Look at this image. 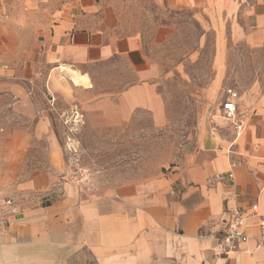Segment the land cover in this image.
Instances as JSON below:
<instances>
[{"label": "crops", "instance_id": "crops-1", "mask_svg": "<svg viewBox=\"0 0 264 264\" xmlns=\"http://www.w3.org/2000/svg\"><path fill=\"white\" fill-rule=\"evenodd\" d=\"M148 7L194 20L200 43L212 37L216 79L236 45L264 44V0H0V191L15 206L0 232V264H264V90L239 97L238 137L222 116L227 96L205 113L182 168L102 197L70 171L52 115L79 107L109 126L146 113L161 125L154 66L141 33L122 21L154 19ZM62 67L89 86L72 84ZM252 206L250 238L224 254L217 232Z\"/></svg>", "mask_w": 264, "mask_h": 264}, {"label": "rangeland", "instance_id": "rangeland-1", "mask_svg": "<svg viewBox=\"0 0 264 264\" xmlns=\"http://www.w3.org/2000/svg\"><path fill=\"white\" fill-rule=\"evenodd\" d=\"M147 9L145 15L154 19L122 21L129 30L141 33L144 51L154 66L164 102L161 125L149 114L138 113L122 124L101 126L79 107V121L71 124L73 128L69 126L73 109L61 118L51 116L72 175L96 197L184 167L198 149V129L205 113L218 112L219 102L230 90L238 93L242 103L264 90V44L258 48L236 45L228 52L222 76L216 79L212 37L200 43L201 32L194 20L178 17L170 21L151 7ZM169 22L176 28L158 31ZM80 86L88 87L89 80ZM208 90L209 94L216 90L212 104Z\"/></svg>", "mask_w": 264, "mask_h": 264}, {"label": "built area", "instance_id": "built-area-1", "mask_svg": "<svg viewBox=\"0 0 264 264\" xmlns=\"http://www.w3.org/2000/svg\"><path fill=\"white\" fill-rule=\"evenodd\" d=\"M239 96L237 92L228 91L227 97L221 104L222 116L225 120L232 124L235 136L238 137L245 125L246 114L243 111L238 110ZM73 122L71 124L77 125L79 121V115L77 109L72 110ZM69 122H64L68 124ZM73 128V127H72ZM252 214H246V211L238 208L231 213L230 219L224 224V226L217 232L216 241L218 247L224 254L236 251L240 245L248 241L249 232L246 225L247 218L251 215H255L256 206L251 207ZM15 213L14 202L11 198L4 196L0 191V232H3L8 226L9 222L7 216ZM258 229L261 238L264 237V217L258 216Z\"/></svg>", "mask_w": 264, "mask_h": 264}, {"label": "bare ground", "instance_id": "bare-ground-1", "mask_svg": "<svg viewBox=\"0 0 264 264\" xmlns=\"http://www.w3.org/2000/svg\"><path fill=\"white\" fill-rule=\"evenodd\" d=\"M61 73L69 79V81L76 85V86H79L82 84L83 80H84V77L79 73V72H76V70H72L70 68H64L62 67L61 69Z\"/></svg>", "mask_w": 264, "mask_h": 264}]
</instances>
